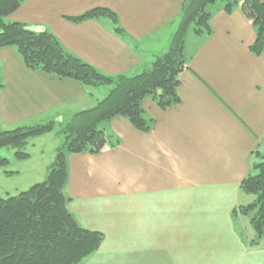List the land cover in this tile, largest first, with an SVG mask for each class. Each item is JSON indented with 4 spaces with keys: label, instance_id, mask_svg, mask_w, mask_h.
<instances>
[{
    "label": "crops",
    "instance_id": "obj_1",
    "mask_svg": "<svg viewBox=\"0 0 264 264\" xmlns=\"http://www.w3.org/2000/svg\"><path fill=\"white\" fill-rule=\"evenodd\" d=\"M188 1L26 0L6 20L52 32L107 75L133 76L168 50ZM226 2L206 7L211 33L186 35L179 104L162 110L147 97L149 132L115 116L99 128L117 145L68 155V209L80 225L105 235L78 264H264V242L253 245L252 227L233 215L251 200L243 179L264 159V53H252L254 26L239 7L227 12ZM96 7L115 11L127 36L117 35L107 18L68 19ZM0 82L3 130L63 125L111 88L30 70L11 46L0 48ZM54 159L43 157L44 167L34 162L23 173L45 176Z\"/></svg>",
    "mask_w": 264,
    "mask_h": 264
},
{
    "label": "trees",
    "instance_id": "obj_2",
    "mask_svg": "<svg viewBox=\"0 0 264 264\" xmlns=\"http://www.w3.org/2000/svg\"><path fill=\"white\" fill-rule=\"evenodd\" d=\"M216 0H189L181 23L172 36L168 50L159 55L153 66L133 76H110L91 63L69 52L48 30H36L20 21H6L26 0H0V48L14 47L30 70H40L79 81L86 87L111 86L106 97L95 106L74 114L62 129L64 142L57 148L54 162L44 181L6 198L0 197V264H78L94 253L104 241V233L90 230L77 221L68 209L65 187L69 178L67 157L72 153L99 154L120 140H111L99 124L115 116H125L139 131L149 132L154 119L147 118L143 101L151 97L167 110L181 102L180 74L187 67L184 52L186 35L212 32V13L206 7ZM239 7L255 28L252 53H264V0H227L225 10ZM107 18L114 32H127L115 11L96 7L68 19L79 23L88 19ZM0 87L3 84L0 82ZM55 128V121L32 126L0 128V150L15 149L14 157L27 160L29 140ZM11 160L0 153V167ZM8 175L16 173L6 170ZM243 193L254 196L247 205L234 209L233 215L249 216L254 232L253 245L264 242V160L255 163L241 183Z\"/></svg>",
    "mask_w": 264,
    "mask_h": 264
},
{
    "label": "rangeland",
    "instance_id": "obj_3",
    "mask_svg": "<svg viewBox=\"0 0 264 264\" xmlns=\"http://www.w3.org/2000/svg\"><path fill=\"white\" fill-rule=\"evenodd\" d=\"M66 124L67 123L61 125L59 123H56V126L53 131L45 135H42L45 137L40 138L42 137L40 136V137H36V138L29 140L30 145L26 146L25 151L29 152L32 155L31 160L19 161L15 159L14 157L15 149L11 147H4L0 150L1 155L8 157L11 160L10 165H8L7 167H0V197L6 198L8 196L15 195L22 190L28 189L34 183H37V181L38 182L44 181L47 178V175H48L47 173L45 174V176L43 175L38 178H36L35 176H30L27 173H23V168L28 167L30 164L34 162L41 163L42 167H44L43 157L45 160H47L52 155H56L57 151L55 152L54 147L58 145L59 141L61 144H63L64 135L60 131H62L61 129L65 128ZM56 134L59 137H57ZM46 138H49V139H46ZM32 144H35V145H32ZM41 151H43L44 153L43 155L40 153ZM17 168L22 169V174L8 175L7 173H5L6 170L15 171ZM248 196L251 200L248 201L247 197H244V203L248 201L244 205H247L248 203H250L254 198V196H251V195H248ZM239 216L243 218V220L247 223L249 227L251 226L249 216L245 214L243 215L241 213L239 214Z\"/></svg>",
    "mask_w": 264,
    "mask_h": 264
}]
</instances>
